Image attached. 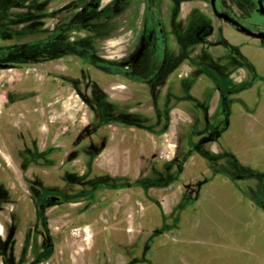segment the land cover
Here are the masks:
<instances>
[{"label": "rangeland", "instance_id": "rangeland-1", "mask_svg": "<svg viewBox=\"0 0 264 264\" xmlns=\"http://www.w3.org/2000/svg\"><path fill=\"white\" fill-rule=\"evenodd\" d=\"M173 2L148 0L152 16L145 0H0V264H264V94L209 103L203 80L227 88L264 57L230 28L233 47L216 46L209 0ZM182 44L179 73L197 80L185 102L159 118L140 98L138 127L118 109L101 126L100 92L130 107L149 86L114 66L178 60ZM89 144L104 149L87 178L122 187L76 179Z\"/></svg>", "mask_w": 264, "mask_h": 264}, {"label": "flooded vegetation", "instance_id": "flooded-vegetation-1", "mask_svg": "<svg viewBox=\"0 0 264 264\" xmlns=\"http://www.w3.org/2000/svg\"><path fill=\"white\" fill-rule=\"evenodd\" d=\"M145 1H146V8H148V10H150L151 15L153 16L154 10L148 4V0H145ZM172 1H174L173 5L177 6V4L175 2L176 0H172ZM209 5H210L211 14L215 19L227 24L233 30L238 32L234 26H232L231 24H229V23H227V22L223 21L222 19H219L215 16V14L213 13V10L211 8V0H209ZM260 7L264 10V0H215V8L218 12L226 13L227 15H229L231 18L236 20L241 25H243L241 23L242 21H250L252 24L258 25V23L252 19V17H253V15H256V16H259L260 18L264 19V14L259 13ZM211 32H212V29L209 27V25H203V26L199 27L194 32L193 38L194 39L195 38L201 39L203 37L206 38V36L208 34H211ZM238 33H240V32H238ZM156 34H157V38H159V40H160L159 42L162 45H164L165 51L167 52V50L169 49V45H168V42L161 39V37L163 36L162 30L158 29ZM240 34H242V33H240ZM250 38H252V37H250ZM253 39H255V38H253ZM257 40H259V39H257ZM149 42H150V44L153 42L152 34L149 37ZM160 48H161V46H160ZM140 49H142V48H140ZM152 49L154 50V48L151 47L150 52H152ZM185 53H186V46H185V44H182V47H181L179 54H178L179 55V58H177L178 60H176V58L171 59L168 57L167 61L164 64L162 63L160 65L159 64L156 65L153 62L148 63L147 62L148 59L145 57V61L142 64L138 65V63H136V61L139 60V56H136L134 58L135 61L131 64L126 63L123 66H114V67H116L117 70L121 69L123 71L122 72L123 76H125L126 79H128L130 82L134 83L135 85L146 84L149 86L147 87L146 91L140 92L141 95H139V97H138L139 99L138 100L135 99V101L131 102L130 107L129 106L126 107V106L122 105V103L113 102L110 99V96L106 95L105 93L100 92L96 96V102H97V106H98V110H99V120L101 122V126L105 123V119L107 117H112V116L117 117L116 113H118V111L124 110V113L122 112V114L129 118L128 122H129L130 126L135 125V127H138L137 126L138 121H139V119H141L140 114L137 112L141 108L140 98L141 99L147 98L148 100H151V102L154 101L155 104L153 107H151L152 115H154L155 117L158 116L159 118L161 117V115L163 117L168 115L171 106H177V105L180 106L181 103L185 102L186 95L184 93H185L186 87L196 85V83H197V80L194 79L193 76H191V75L188 76L186 73H184V74L179 73L181 66H182V63L180 62V60L184 59ZM140 54H143V52L139 53L138 55H140ZM157 54H161V53L157 52ZM199 58H201V55ZM212 60H213V58H212ZM206 65L207 66L211 65V63H208ZM130 72H132V73H130ZM203 80L206 83L205 87H207L206 91H205V97H206L207 102H209V103L211 102V100L215 96V93H217V100L219 102L226 103L227 101H229V98H228L229 94H230V92L233 91V85L232 84H230L227 88H225L226 86L225 87L222 86V89H221L219 87H213L211 79L205 77V78H203ZM229 81H230L229 78L228 79L226 78L225 83H223V85L224 84L227 85V83ZM229 83H231V82H229ZM208 90H210V91H208ZM176 91H177V93H176ZM172 98L174 100L171 102L170 99H172ZM166 99H168V101H169V107L165 109V108H163V103H165ZM126 108H129L131 110L133 109L135 111L134 112H128V111H125ZM117 109H118V111H117ZM204 112L208 113V109H205ZM222 112L223 113L225 112V108L221 109V113ZM99 145H100V147L98 148V150L97 149L95 150V146L90 145V144L83 148L82 156H84L85 159L82 160V164H83V167L85 168L83 173H85L84 175H86V176H84V175L83 176H77L76 179L79 180V182L95 181L94 183H97V182H105L104 180H106L108 182L113 181V178L106 173H98V174L93 176L94 178H92V177L87 178L91 174L92 162L94 161V159L97 155V152H99L100 149L101 150L104 149L103 148L104 144H102V145L99 144ZM46 155L47 154L45 152L42 156L44 157ZM50 155H52V154H50ZM72 156H74V155L72 154ZM34 160H36V159H33V161ZM40 160H42V158ZM53 160H54V162L51 164L50 167H53L54 164L57 165L56 164L57 160H55L54 158H53ZM72 160L73 159L70 158V159H67L65 162H71ZM69 173L70 172L68 170H65V173H63L64 179L68 178ZM118 179H120V178H118ZM57 192L61 193V196L65 195L60 191H57ZM57 197H60V194ZM39 245L41 246V243ZM44 245H45L47 250L52 249L51 247L53 246L52 243L44 244ZM36 259L37 258L35 256L31 260L32 262H28L27 264L33 263V261ZM35 264H40V263H35Z\"/></svg>", "mask_w": 264, "mask_h": 264}, {"label": "crops", "instance_id": "crops-1", "mask_svg": "<svg viewBox=\"0 0 264 264\" xmlns=\"http://www.w3.org/2000/svg\"><path fill=\"white\" fill-rule=\"evenodd\" d=\"M221 23H222L221 25L218 24L221 31L219 34L216 35V46L220 47L223 50V48L228 49L230 48V46L233 47V44L235 42H233V40H227L225 37V33H224L226 28H230V29L232 28L223 22ZM233 31L236 32L235 30ZM218 37L220 38L219 41L217 40ZM257 41H258L257 48L264 57V44H262L264 40H257ZM263 69H264V63H263V66L260 67L258 63H254L250 61L248 63L247 69L244 72H241L239 74L230 75L232 79L233 91L235 92V94H237L239 92L238 90L241 88H242L241 95L243 97L250 96V95L257 96V94H264V71ZM216 97H217V93H215L213 101L214 100L216 101L217 99ZM132 264H136V263H132Z\"/></svg>", "mask_w": 264, "mask_h": 264}, {"label": "water", "instance_id": "water-1", "mask_svg": "<svg viewBox=\"0 0 264 264\" xmlns=\"http://www.w3.org/2000/svg\"><path fill=\"white\" fill-rule=\"evenodd\" d=\"M211 8H212L213 13L215 14V16L217 18L222 19L223 21L231 24L232 26H234L236 28V30L238 32H240L246 36L255 38V39L264 40V32H253V31L245 28L243 25L238 23L236 20L231 18L226 13L218 12L215 8V0H211ZM259 13L264 14V10L261 7L259 8Z\"/></svg>", "mask_w": 264, "mask_h": 264}, {"label": "trees", "instance_id": "trees-1", "mask_svg": "<svg viewBox=\"0 0 264 264\" xmlns=\"http://www.w3.org/2000/svg\"><path fill=\"white\" fill-rule=\"evenodd\" d=\"M32 94H15L14 96H10V94H7L8 103H14L16 101L24 100L26 98H29ZM105 182H97V187H110V188H116V187H122L123 185L121 183L117 184H109L108 181L104 180Z\"/></svg>", "mask_w": 264, "mask_h": 264}]
</instances>
